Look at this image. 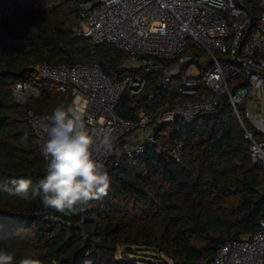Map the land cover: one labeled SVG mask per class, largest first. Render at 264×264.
<instances>
[{"label":"trees","instance_id":"trees-1","mask_svg":"<svg viewBox=\"0 0 264 264\" xmlns=\"http://www.w3.org/2000/svg\"><path fill=\"white\" fill-rule=\"evenodd\" d=\"M80 2L0 0V185L14 188L25 179L35 186L47 175L29 115L51 114L58 105L70 104L72 96L57 94L47 82L38 83L41 95L25 104L12 95L17 81H34L36 66L43 62H98L114 81L146 77L141 94L118 102L116 112L122 116L134 118L180 99L181 76L164 88L160 75L129 66L121 48L79 36L74 26ZM237 3L253 18L248 38L258 27L260 5L258 0ZM190 50L200 54L192 45ZM249 148L227 99L210 115L177 117L159 127L157 143L143 153L123 157L119 165L115 158L108 163V194L91 201L84 213L64 216L46 209L39 198L25 201L0 192V249L16 253L13 264L24 258L81 264L87 257L93 264H215L221 244L255 232L264 216V167L253 162ZM46 212L72 226L57 227L44 218Z\"/></svg>","mask_w":264,"mask_h":264},{"label":"built area","instance_id":"built-area-1","mask_svg":"<svg viewBox=\"0 0 264 264\" xmlns=\"http://www.w3.org/2000/svg\"><path fill=\"white\" fill-rule=\"evenodd\" d=\"M258 2V27L246 38L253 18L237 0H223V7H213L209 0H81L74 26L79 36L121 48L128 54L129 66L160 75L159 85L164 88L181 76L180 99L154 111H142L134 118L118 114L120 99L126 96L133 100L148 81L142 75L114 81L98 62H43L36 66L34 81H17L12 95L16 102L25 104L41 95L38 83L47 82L57 94L69 93L73 102L76 89L79 102L85 106L86 128L94 136V158L105 167L113 158L119 165L121 158L135 157L149 144H156L160 126L177 117L192 120L199 114L210 115L227 99L250 141L253 162L264 167V0ZM191 45L206 56L186 52ZM160 59L174 62L165 64ZM241 113L251 129L246 128ZM48 115H29L47 167L50 157L43 150L48 139L44 118ZM180 147H176L177 161ZM44 218L59 228L72 226L71 221L53 212L44 213ZM85 261L93 264L90 257L81 264ZM214 263L264 264V216L255 232L221 244Z\"/></svg>","mask_w":264,"mask_h":264},{"label":"clouds","instance_id":"clouds-1","mask_svg":"<svg viewBox=\"0 0 264 264\" xmlns=\"http://www.w3.org/2000/svg\"><path fill=\"white\" fill-rule=\"evenodd\" d=\"M213 7H223V0H209ZM76 97L67 106L58 105L44 119V131L48 139L44 155L50 157L47 175L35 186L31 180L20 179L14 188L0 185V192L19 197L25 201L39 198L46 209H52L64 216L84 213L90 202L108 194L109 175L102 162L94 158V136L85 124V106L73 89ZM16 253L0 249V264H13ZM20 264H40L30 258ZM85 264H89L85 261Z\"/></svg>","mask_w":264,"mask_h":264},{"label":"rangeland","instance_id":"rangeland-1","mask_svg":"<svg viewBox=\"0 0 264 264\" xmlns=\"http://www.w3.org/2000/svg\"><path fill=\"white\" fill-rule=\"evenodd\" d=\"M230 45V44H229ZM216 52V54H220L218 51H215ZM199 55H201V56H206V54L205 53H203V52H200V54ZM120 251H122V249L120 250ZM138 253H143L144 255H154L153 254V252H151V251H147V250H144V251H139ZM148 259V258H147ZM149 259H152V258H149ZM156 259V258H155ZM155 259H152V260H155ZM156 261V260H155Z\"/></svg>","mask_w":264,"mask_h":264},{"label":"water","instance_id":"water-1","mask_svg":"<svg viewBox=\"0 0 264 264\" xmlns=\"http://www.w3.org/2000/svg\"><path fill=\"white\" fill-rule=\"evenodd\" d=\"M251 20H252V17H251Z\"/></svg>","mask_w":264,"mask_h":264}]
</instances>
